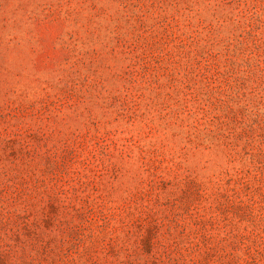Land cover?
I'll return each instance as SVG.
<instances>
[{
  "label": "rangeland",
  "instance_id": "obj_1",
  "mask_svg": "<svg viewBox=\"0 0 264 264\" xmlns=\"http://www.w3.org/2000/svg\"><path fill=\"white\" fill-rule=\"evenodd\" d=\"M0 264H264V0H0Z\"/></svg>",
  "mask_w": 264,
  "mask_h": 264
}]
</instances>
